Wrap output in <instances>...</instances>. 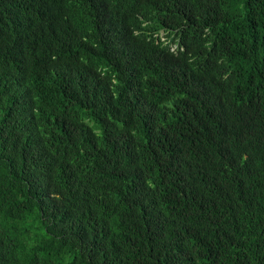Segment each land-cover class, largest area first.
Instances as JSON below:
<instances>
[{"label":"trees","instance_id":"obj_1","mask_svg":"<svg viewBox=\"0 0 264 264\" xmlns=\"http://www.w3.org/2000/svg\"><path fill=\"white\" fill-rule=\"evenodd\" d=\"M0 264H264V0H0Z\"/></svg>","mask_w":264,"mask_h":264}]
</instances>
